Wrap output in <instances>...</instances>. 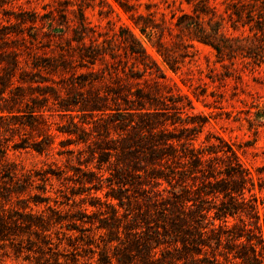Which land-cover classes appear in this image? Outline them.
<instances>
[{
    "label": "rangeland",
    "instance_id": "rangeland-1",
    "mask_svg": "<svg viewBox=\"0 0 264 264\" xmlns=\"http://www.w3.org/2000/svg\"><path fill=\"white\" fill-rule=\"evenodd\" d=\"M206 13L182 0H0V264L124 259L127 250L109 244L115 235L98 229L117 201L106 198L108 182L93 185L151 162L128 152L139 142L133 129L118 136L117 108L159 109L145 119L153 127L165 123L184 143L236 155L258 219L215 220L212 231L205 217L200 257L244 264L233 254L253 246L264 263V39L254 36L264 0H208ZM129 46L146 51L152 73ZM215 203L204 204L210 216Z\"/></svg>",
    "mask_w": 264,
    "mask_h": 264
},
{
    "label": "trees",
    "instance_id": "trees-1",
    "mask_svg": "<svg viewBox=\"0 0 264 264\" xmlns=\"http://www.w3.org/2000/svg\"><path fill=\"white\" fill-rule=\"evenodd\" d=\"M182 1L192 4L194 12L198 15L207 14L208 0ZM194 24L197 29L202 30L200 23L195 22ZM254 28V36L260 34L263 41L264 13L258 14ZM145 30L146 28L141 29L142 32ZM219 33L220 27L213 29L210 36L216 38ZM204 36L208 38L207 34ZM159 46L161 47L162 44ZM211 46L217 53L220 52L219 46L213 44ZM158 52L168 60V64L170 60H173L172 58L167 59L166 51L160 49ZM129 53L145 70L150 73L154 71L153 67L156 64L143 48L135 49L129 46ZM109 56L113 57V53ZM51 63V60L47 61L45 66H50ZM109 110L113 111V109ZM133 110L139 113L128 111L121 113L120 108L115 109V113H110L116 115L114 120H111V124L114 129L121 132L118 136L130 129L135 130L133 140L139 143H133L134 145L129 147L128 152H144L145 158L150 156L151 163H148L150 165H139L131 170L116 171L114 180H108L102 176L96 177L97 182L93 185L96 190H101L103 183L108 182L109 191L106 198L117 201L118 208L112 203L107 204L111 207L113 214L109 216L110 222L98 228L115 235L113 239H110L109 244L115 241L118 245H122L121 249L127 250L124 259L115 257L117 263L220 264L216 257L211 260L200 257L208 245L204 238L206 231L199 225L205 217L210 218L208 226L213 231L215 220L223 221L227 226L229 217L237 216L240 220L243 216L258 219L254 206L248 203L244 195L245 191H248L247 174L229 148L217 151L196 148L192 143L182 142L181 136H172L165 123L159 125L160 127H153L149 121H145L148 117L159 114V109H155L154 112L142 108ZM103 114L108 113L102 111ZM156 128H158L157 131H155ZM106 134L109 141L114 140L109 128ZM144 141L145 144H143ZM174 141L178 142L179 148L174 146ZM35 150L40 152L38 148ZM98 169L101 168L98 167ZM12 174L16 175L15 171ZM131 191L135 192L131 193ZM136 191L142 197L141 204L138 203ZM208 198L219 201V204L213 205V216L209 214L212 208L204 207ZM119 209L123 210L121 216L125 220L122 228V223H118L120 222ZM192 209H195V215L189 217V211ZM0 219H2L1 216ZM120 232L124 235V239L121 238ZM232 238L237 240L241 236ZM217 242L220 246L221 237ZM246 250L234 253L233 259H239L244 264H264L256 256L253 246L249 247L247 252ZM173 252L182 254L176 256ZM226 254L225 259L227 260L228 254L232 253L229 251Z\"/></svg>",
    "mask_w": 264,
    "mask_h": 264
}]
</instances>
